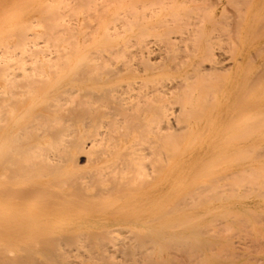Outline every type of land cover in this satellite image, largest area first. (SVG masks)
I'll list each match as a JSON object with an SVG mask.
<instances>
[{"label": "bare ground", "instance_id": "bare-ground-1", "mask_svg": "<svg viewBox=\"0 0 264 264\" xmlns=\"http://www.w3.org/2000/svg\"><path fill=\"white\" fill-rule=\"evenodd\" d=\"M48 1L0 0V264H264V167L246 156L264 74L242 72L264 0H174L196 3L112 30L153 2L134 0L88 41L91 16L65 12L106 0ZM182 48L185 68L157 63Z\"/></svg>", "mask_w": 264, "mask_h": 264}, {"label": "rangeland", "instance_id": "rangeland-1", "mask_svg": "<svg viewBox=\"0 0 264 264\" xmlns=\"http://www.w3.org/2000/svg\"><path fill=\"white\" fill-rule=\"evenodd\" d=\"M19 1H22V3L20 4V6H18V7L16 5L15 6H9V7L6 6L5 9L6 10L10 9L11 12H13V11L15 12V10H17V9H20L18 11H22L24 9V7H26L28 4H33V3L36 4V3H38L39 1H42V0H19ZM43 1L46 2L48 0H43ZM52 1L53 2L55 1L56 2L57 0H49L48 2L49 3L50 2L52 3ZM215 1H219V0H205L203 3H200V2H197V3L196 2H189V3H186L184 5H180L182 8L180 7V9H176L175 10V8H173V7L174 6H178L179 4H174V0H153V2L150 3L149 5H147L146 7L139 8V10H137L138 11L137 13L135 11H133V9H132L131 10V15H130L128 21H125L124 23L123 22H120L121 19L117 20L115 18V21H114V23L112 25H110V28L112 30H115V31H120V30L126 29L128 27V25H126L125 23H128V24L130 23V25H132L134 27L135 26V23L138 22L139 19L148 16L152 12H157V11L158 12L159 11H164L168 15V18L171 19V17L174 16V15H176V14L182 15V14L186 13L189 8L195 7V3L197 5L203 4L204 7L206 8L204 13L210 14L214 10L211 6H213V4H214ZM62 2H65V3H69L70 2V3H72L71 0H62ZM221 2H223V0H221ZM224 2H225V5H226L225 7H227V11H228L227 13H231L232 10H233L232 8H233L234 5H232V4L228 5V3L226 1H224ZM106 4H107V8H105L104 10H101L99 13H96V11L93 10V9H91V8H83V6H81V5H80L81 7L80 6L77 7V5H76L74 8L71 9L72 11L69 12V14H67L68 13V10L66 12L64 11V10H66V8H64V6L66 7V5H64L62 3L59 4V8L58 9L62 13H64V12L66 13V16L63 15L66 19H73V21H75V20H81V18L83 16H85V15L86 16L87 15L91 16L90 17V22L89 23H86L85 28L83 30V31H85L87 33V36H84V37L82 35L80 36L79 42H82V39L83 38H85L86 41L90 40L91 37L93 36V34L96 31L99 30L98 29V24H99L98 22H99V18L101 16H102V19L105 20V19L110 18L113 13H116L117 14L119 12L126 11V9L129 10V8H132L133 7L134 0H106ZM241 7H244V6H241ZM229 8L231 9L230 10L231 12L229 11ZM236 8H240V7L237 6ZM62 9H64V10H62ZM244 11H246V12H244ZM233 12H238V10H234ZM243 13H244V16H245L244 19H246L247 13H248L247 7H245V9L243 10ZM233 14H235V13H233ZM37 19H39V21H41L42 20L41 15ZM40 25H41V23H40ZM41 26H43V25H41ZM247 29H249V27L244 28V31L245 30L247 31ZM43 30L44 29H42V27H39V26H37L36 28H33L31 30V33H35V34H38L39 35V36L33 37L34 40H37V42H44V43L46 42L45 37H42L43 36L42 35L43 34L42 31ZM105 43H107V40L105 41ZM49 44H53V43H49ZM220 48L223 50V52H225V55L227 57H231L232 58V56L234 55V52H235V51H233L234 48L231 47V45L228 42L224 43V45H222ZM132 49L133 48H130L129 51L130 50L132 51ZM258 49H263V51H264V39L261 40V41L254 42L250 46V51H252V52H254L255 50H258ZM119 59H121V58L120 57H117V60H119ZM189 60H190V58L188 56V52H186L182 48L181 51H178L176 53V56L174 58H172V59H164V60L159 61L157 63L160 64L161 66L165 67V68L169 67V68H173V69L175 68V69L181 70L182 68H185V66L187 65V63H188ZM260 61L261 62L264 61V53L262 54V57H261ZM261 62H260V67H258V68H256L253 64L252 65L249 64L251 66H249V68H247L248 67V64H246V63H249V62H245L244 64H246V65H243V67H242L243 68V70H242L243 74L244 73L245 74H248V71H246V69L247 70L250 69L249 72L250 71H253V70H256L260 74L263 75L264 74V68H263L264 67V64H262ZM261 66H262V68H261ZM261 88H263V91H264V79L262 81V87ZM260 95H262L260 99L262 100V103H263V101H264V92H263V94L261 93ZM250 101H252V97H249L248 98V102H250ZM261 110H263V109H261ZM259 114H260V111L259 110H254V109H251L249 107V109H247V111L245 113V122L246 123H250L251 121L254 120L253 118L257 117ZM260 118H262V116ZM263 133H264V123L262 124V129H261V135H260L261 139L260 138H256L254 140L253 139H250L247 142V144H246V149L247 150H249V151L252 150V151H254L256 153V154L254 153L255 155H253V153H250L249 155L247 154L246 156H248V158H251V156H253L252 158H254V157H258L259 158L260 157L259 158L260 167L261 166L264 167L263 166V163H264V146H263L264 145V134ZM252 146L258 147V148H261V146H262V148H261L262 154H261V150L259 151L257 149V152H256V149L254 150ZM188 174L189 173H181V175H183V177L184 176L187 177ZM243 182L245 183L244 179H243L242 183ZM238 183H239V181H238Z\"/></svg>", "mask_w": 264, "mask_h": 264}]
</instances>
